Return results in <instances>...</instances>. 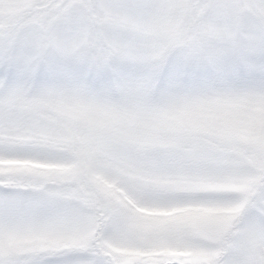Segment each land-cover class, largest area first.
<instances>
[{
	"label": "snow or ice",
	"instance_id": "obj_1",
	"mask_svg": "<svg viewBox=\"0 0 264 264\" xmlns=\"http://www.w3.org/2000/svg\"><path fill=\"white\" fill-rule=\"evenodd\" d=\"M0 264H264V0H0Z\"/></svg>",
	"mask_w": 264,
	"mask_h": 264
}]
</instances>
